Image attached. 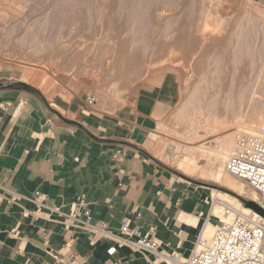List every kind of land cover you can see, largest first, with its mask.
<instances>
[{
	"label": "bare ground",
	"instance_id": "6f19581e",
	"mask_svg": "<svg viewBox=\"0 0 264 264\" xmlns=\"http://www.w3.org/2000/svg\"><path fill=\"white\" fill-rule=\"evenodd\" d=\"M129 1L110 0L105 11L97 10L89 0L67 2L69 13L78 14L86 29L82 42L74 44L55 39L59 36L52 42L38 41L42 33L34 28L36 23L45 28L50 22L47 15L39 24L37 17H27L36 12L38 0H0V60L24 75L20 81L34 86L50 102L59 96L51 95L46 87L59 83L67 88V92L60 88V96L74 97L75 87L85 83L95 97L91 108L110 115L124 106L125 94L149 70L167 65L177 68L184 74L185 96L167 119L158 122L161 132L149 150L151 157L181 176L231 191L242 198L241 202L229 200L239 215L264 224V218L244 205L245 201L258 204V194L225 169L226 160L235 153L237 135H258L264 128V6L252 0H233L238 5L233 13L225 14L230 0H179L172 9L163 8L160 1ZM107 41L112 45L109 51L104 49ZM96 52L104 56L103 69L93 67ZM256 62L259 65L254 69ZM254 87L261 98L254 96L258 91L252 92ZM233 104L236 107L227 117L224 112H231ZM230 127L232 132L215 135ZM171 176L188 184L179 220L197 234L209 238L220 223L238 215L225 213L214 199L212 203L213 191L205 194L201 187ZM206 205L211 218L204 223ZM194 206L197 216L186 212Z\"/></svg>",
	"mask_w": 264,
	"mask_h": 264
},
{
	"label": "crops",
	"instance_id": "0c3cea01",
	"mask_svg": "<svg viewBox=\"0 0 264 264\" xmlns=\"http://www.w3.org/2000/svg\"><path fill=\"white\" fill-rule=\"evenodd\" d=\"M12 80L0 75V264H149L129 246L71 222L66 215L81 196L93 222L117 234L130 218L142 231L154 227L162 250L189 254L199 233L179 220L185 187L146 151L177 105L172 74L147 76L111 115L78 102L60 106L73 96L50 102ZM35 192L46 198L45 219L31 215ZM186 212L198 215L195 206ZM111 246L116 252L108 255Z\"/></svg>",
	"mask_w": 264,
	"mask_h": 264
},
{
	"label": "built area",
	"instance_id": "2783aa9c",
	"mask_svg": "<svg viewBox=\"0 0 264 264\" xmlns=\"http://www.w3.org/2000/svg\"><path fill=\"white\" fill-rule=\"evenodd\" d=\"M93 103L91 97L86 99L87 105ZM225 169L244 180L258 194L257 205L264 210V128L258 135H237L235 153L226 160ZM45 199L40 192L33 195L38 210L31 213L35 220L49 216ZM9 200L12 202L15 198ZM81 214L83 221L79 219ZM66 216L97 236L129 246L149 264H264V224L252 216L238 214L229 222L220 223L209 238L199 232L187 256L162 250L155 228L142 231L130 218H122L117 234L105 222H93L91 212L85 207L84 196L71 206ZM135 218L138 219L139 214ZM106 252L113 255L116 248L111 246Z\"/></svg>",
	"mask_w": 264,
	"mask_h": 264
},
{
	"label": "rangeland",
	"instance_id": "374dc122",
	"mask_svg": "<svg viewBox=\"0 0 264 264\" xmlns=\"http://www.w3.org/2000/svg\"><path fill=\"white\" fill-rule=\"evenodd\" d=\"M72 1H79V0H38V4H37V8H36V12L34 13V14H27L28 16L27 17H29V19H32L31 18V16L34 18H36L37 17V22H38V24L44 19V17H46V15H47V17L49 16V21L50 22H52V23H50L49 22V24H46L45 25V28L43 27L44 25L43 24H39L38 26H39V28H38V26H37V23H36V27H34L35 29H37L38 31L40 30V33H42V34H38L39 36L38 37H40L41 39H39L38 41L39 42H42V43H44V42H46V40L48 41V42H52L53 40H54V38L55 37H58V38H55V39H58V41H63V42H69V43H74V44H80L81 42H82V38L85 36L84 34H86V29H85V26L83 25V22H82V19H81V17L80 16H78V14H76V13H69V9H67V6H68V3L69 2H72ZM89 1H93L94 3H92V5L97 9V10H99V9H101V8H103V9H101V11H105L106 10V8L108 7V5H109V1L110 0H104V2H102L103 0H89ZM99 1V2H98ZM131 1H134V0H130L129 2L131 3ZM158 1H160V3H161V5H162V7L163 8H170V9H172V8H174V7H177L178 6V4H179V0H151V3H153V4H155V2H158ZM68 2V3H67ZM106 2V3H105ZM231 2H232V4H231ZM234 2V3H233ZM96 3V4H95ZM102 3V4H101ZM104 3V4H103ZM100 4V5H99ZM56 5H59V7L58 6H56ZM96 5V6H95ZM102 5V6H101ZM104 5V6H103ZM236 5V1H231L230 0V2L228 3V5L226 6L228 9H227V11L225 12V14L226 13H233V11H234V9L236 8V6L238 5V3H237V5ZM106 6V7H105ZM235 6V7H234ZM39 7V8H38ZM55 8H57V9H55ZM105 9V10H104ZM233 9V11H231ZM55 10V11H54ZM229 11V12H228ZM55 13V14H54ZM49 14V15H48ZM53 14V15H52ZM73 14V15H72ZM75 15V16H74ZM77 16V17H76ZM52 17V18H51ZM76 17V18H75ZM54 18V19H53ZM71 18V19H70ZM67 19V20H66ZM77 19V20H76ZM75 20V21H74ZM54 22V23H53ZM68 23V24H67ZM53 24V25H52ZM55 24V25H54ZM74 24V25H73ZM40 25H42V26H40ZM51 25V26H50ZM44 28V29H41V28ZM49 28V29H48ZM45 29H47L46 31H45ZM42 31V32H41ZM42 35V36H41ZM43 35H44V38H43ZM56 35V36H55ZM48 36V37H47ZM54 36V37H53ZM48 38H51V40L50 39H48ZM50 40V41H49ZM253 42V41H252ZM250 43V44H252L251 45V47H255L254 45H256V46H258L259 47V42L258 41H255L254 42V45H253V43ZM47 43V42H46ZM106 43V42H105ZM104 43V49L105 50H110V49H108V47L110 46H112L111 44H110V41L108 42L107 41V45ZM110 44V45H109ZM256 49V48H255ZM99 54V55H98ZM96 57H97V55H98V57L96 58L95 56V58H94V63H93V67H95L96 65V67L95 68H98V67H100L101 66V69H103L102 67L104 66V65H102V63L104 64V59H102V58H104V56L101 58V56H102V54H101V52H96ZM101 58V59H99V61H98V58ZM96 60V61H95ZM263 60H264V57H263ZM98 61V63H100V64H97L96 62ZM258 63V64H257ZM95 65V66H94ZM256 65V66H255ZM258 65H259V62H256V64H254L253 66L255 67L254 69H257V67H258ZM12 69H10V68H6V65H5V63L4 62H2L1 60H0V75L1 76H4V77H8V78H11L12 77V82H14V84L16 85V86H26V87H28V88H31L33 91H35V92H37L38 94H41L42 92L41 91H39L38 89H36L34 86H32V85H30V84H28V83H25V82H16V81H14V80H19L20 81V79H21V77H25L24 75H21L20 73H17V71H14V70H12ZM154 70V71H153ZM180 70H178L177 68H171V66L170 65H167V66H164V67H161V68H156V69H152V71L151 70H149V73H148V75L147 76H151V75H153V74H155V73H159V72H161V73H170V74H172V76H174V78H175V80H176V82L178 83V87H179V93H180V96H179V99H178V102H177V104H179L182 100H183V97L185 96V88H184V85H183V82H184V76H182V75H184L181 71L179 72ZM143 82V81H142ZM58 84V86L57 85H54V87H52V88H49V87H46L48 90H49V92H50V94L51 95H53V96H60V92L63 90V91H65V92H67V88H65V86L63 87V86H60V84L59 83H57ZM84 84V85H83ZM66 85V84H65ZM62 87V88H61ZM136 85L135 86H133V88H131V90H129L124 96H125V98H127V97H131V95H132V93H134L135 92V89H136ZM62 90H61V89ZM184 88V89H183ZM61 90V91H60ZM253 90H254V92H255V90H258V89H256L255 87L254 88H252V92H253ZM62 91V92H63ZM74 91H75V93H77V92H80L81 94H83V95H85V96H87L88 98L89 97H91L93 100H94V102H95V97L93 96V94H92V92H91V88L87 85V84H85V83H81V84H78L76 87H75V89H74ZM239 92V94L240 95H242V94H244V92H243V90H238ZM41 92V93H40ZM64 92V93H65ZM257 92V95L255 94L254 96H261L262 97V94H260V93H258L259 92V90L258 91H256ZM255 92V93H256ZM88 93V94H87ZM43 94V93H42ZM259 94V95H258ZM44 95V94H43ZM46 97V96H45ZM257 97V98H258ZM261 97H259V98H261ZM50 100V99H49ZM200 101V100H199ZM198 101V102H199ZM70 102H72V103H75V102H78V103H83V104H85L86 103V100H82V102L76 97V96H74L69 102H66V101H64V100H62V99H60V106H64L65 104H67V103H70ZM202 102H203V100H202ZM201 102V103H202ZM87 105V104H86ZM88 106H90V105H88ZM91 107V106H90ZM234 107V108H233ZM235 107H236V105H234L233 104V106L231 105L230 106V109L232 110L231 112L228 110H226L224 113H233V111H234V109H235ZM92 109V108H91ZM225 114V115H228L227 117H229L230 116V114ZM224 131H227V132H232V127H230V128H227L226 130H220V131H218L215 135L216 136H218V137H220V136H222L223 134H224ZM159 132L160 131H158V129H157V131H156V133L154 134V136H158L159 135ZM163 136V135H162ZM170 140L172 139L173 140V137L170 135V134H168V135H166ZM151 137H152V135H151ZM150 137V138H151ZM160 137H161V135H160ZM147 143H149V141L147 142ZM148 147H146V151L148 152V156H149V158L153 161V162H155V163H157L161 168H163V169H165L167 172H168V174L170 175V177L172 178V174L173 175H176V176H178V177H182L185 181H187V182H189L190 184H193V185H195V186H198V187H201L200 188V191H202V192H204L205 194H208V193H210V191H213L214 193L210 196V200H211V202L213 203V201L215 200V201H217L216 203H215V205L216 204H222V206H223V210H224V212L225 213H227V212H231L230 214H234V215H237V214H239V212L231 205V202L229 203V200L230 199H234V200H237V201H240L241 202V197H238L237 195H235L234 193H232L231 191H229V190H227V189H225V188H220L219 186H217V184H215V183H213V182H202V181H197V180H195V179H190V178H188V177H184V176H181L180 174H178L173 168H171V167H169V166H167V164H163V163H161V162H159V161H157V160H155L154 158H152L151 157V155H150V152H149V147H150V144H148L147 145ZM173 169V170H172ZM175 181V180H174ZM178 184H181V186H184V187H188L187 185L188 184H183V183H180V182H177ZM215 184V185H214ZM221 194H223V195H225L226 197H229V198H220L219 197V195H221ZM208 197V196H207ZM214 199V200H213ZM211 203V204H212ZM255 204H256V202H254ZM207 212V213H206ZM205 213V214H204ZM210 215H209V214ZM203 215H204V217H203V222L204 223H207L209 220H210V218H211V208H209V206L208 205H206L205 206V210H204V212H203ZM209 215V216H208ZM208 219V220H207Z\"/></svg>",
	"mask_w": 264,
	"mask_h": 264
},
{
	"label": "water",
	"instance_id": "95a60500",
	"mask_svg": "<svg viewBox=\"0 0 264 264\" xmlns=\"http://www.w3.org/2000/svg\"><path fill=\"white\" fill-rule=\"evenodd\" d=\"M244 205L248 208H250L252 211L260 215L262 218H264V210H262L257 204L253 202H244Z\"/></svg>",
	"mask_w": 264,
	"mask_h": 264
}]
</instances>
